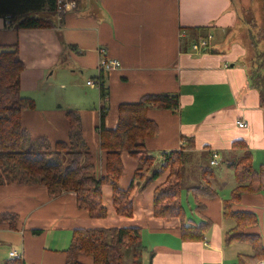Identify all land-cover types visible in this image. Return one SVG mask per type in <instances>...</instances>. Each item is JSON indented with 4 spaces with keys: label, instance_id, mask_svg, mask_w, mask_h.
I'll return each mask as SVG.
<instances>
[{
    "label": "crops",
    "instance_id": "crops-1",
    "mask_svg": "<svg viewBox=\"0 0 264 264\" xmlns=\"http://www.w3.org/2000/svg\"><path fill=\"white\" fill-rule=\"evenodd\" d=\"M68 2L63 12L52 15L54 26L51 27L15 29L0 17V45L16 42L24 63L20 93L34 97L41 82L51 84L59 78V70L70 71L72 75L98 76L100 48L120 65L102 72V85L107 90L105 101L99 88L89 86L86 96L93 101L86 102L85 93L77 92V78L70 80V89L64 94L60 90L43 91L42 96L48 97V101L42 102V107L35 102L34 109L22 112L27 140L35 142L43 138L51 144L68 140L66 111L73 110L80 118L83 140L94 155L97 168L103 172L104 153L99 149L97 128L101 107L105 109L106 128H114L120 103L135 102L143 94H176V109H148L147 116L158 130L144 144L157 159L163 151L181 149L186 153L187 188L201 181L199 171L203 167L219 166L220 156L226 155L222 168L214 171L215 196L200 198L191 189H183L186 217L192 218L189 223L205 217L211 220V225L204 240L184 241L179 236L178 218L153 215V189L165 179L166 173L142 190H138L139 182L134 181L131 216L114 211L111 187L103 185L102 203L107 214L102 218H92L79 209L72 191L50 196L41 184H2L0 213H15L17 223L14 229L0 223V264L11 257V251L20 255L24 264H66L64 250L70 244L73 229L111 226L140 227L142 242L147 248L142 264L144 261L147 264H233L239 253L251 252L246 243H225V231L232 227L233 221L221 212L222 198L235 185L233 171L226 164L242 154L236 150L233 155L231 141H246L253 165L256 168L264 165V107L258 105L257 91L248 85L244 63L247 49L237 31L240 5L246 7L248 0H240L237 7L239 0ZM202 39L208 41V49L195 50L193 44ZM60 87L67 88L62 84ZM60 100L73 102L62 105ZM239 119L247 125L238 126ZM213 153L217 154L218 164L210 163ZM121 160L123 173L118 184L125 189L137 162L127 151L121 152ZM222 185L226 188L220 190L218 186ZM199 200L205 204L201 212L195 210ZM234 207L257 215L255 231L264 242V192L244 194ZM6 246L10 247L4 256ZM78 261L92 263L86 255H79Z\"/></svg>",
    "mask_w": 264,
    "mask_h": 264
},
{
    "label": "trees",
    "instance_id": "trees-1",
    "mask_svg": "<svg viewBox=\"0 0 264 264\" xmlns=\"http://www.w3.org/2000/svg\"><path fill=\"white\" fill-rule=\"evenodd\" d=\"M57 0H0V17L6 25L15 29L45 28L54 26L52 15H56ZM70 1V0H63ZM254 16L245 19L250 38V50L246 46V77L248 85L258 93V105L264 107V27L257 26ZM24 63L18 53V44L0 45V185L41 184L46 186L50 196L62 191H72L76 205L92 218H102L107 214L102 203V186L109 185L114 211L123 216H131L133 205L131 193L134 181L142 190L151 181L166 173L165 179L152 193V212L155 217H176L180 220L179 236L184 241H202L211 225V220L202 218L197 223H189L182 203L183 189H191L193 195L209 198L217 194L214 185V170L203 167L201 181L185 187L187 155L184 151H163L160 158L148 151L146 138L157 134L156 123L147 116L149 108L176 109V94H143L135 102H122L117 108V123L114 128L104 124L105 109H100L98 128L99 149L104 153L103 172L96 166L94 155L83 140L80 118L77 112L67 110L69 123L68 140L54 144L40 138L38 142L27 141L22 126V112L35 108L32 97L20 94V75ZM103 78V75H100ZM97 76V77H100ZM107 90L100 83V96L106 100ZM24 145L26 147H24ZM231 149L242 154L227 162L233 171L235 185L222 198V215L233 221L225 231V243L242 242L250 246L251 252L239 253L233 264H257L264 258V242L255 231L257 215L252 211L234 207L244 194L264 192V165H253L251 150L242 139L232 140ZM127 151L137 162L132 179L127 188L119 187L123 173L121 152ZM50 157L53 160L48 161ZM203 201L195 204L201 212ZM0 223L16 228L17 215L12 212L0 213ZM131 251L130 264H142L147 250L142 242V233L137 226H111L96 228H75L70 244L64 250L66 264H79L78 256L91 257V264H122L123 254ZM1 264H24L20 255L11 256Z\"/></svg>",
    "mask_w": 264,
    "mask_h": 264
},
{
    "label": "rangeland",
    "instance_id": "rangeland-1",
    "mask_svg": "<svg viewBox=\"0 0 264 264\" xmlns=\"http://www.w3.org/2000/svg\"><path fill=\"white\" fill-rule=\"evenodd\" d=\"M247 1V0H245ZM240 0L239 2L236 3V7L239 6L240 4ZM239 4V5H238ZM239 13H240V19H239V24H238V36L241 38V40L244 42V44L247 46V49H248V52L250 50V38H249V35H248V26H247V23L245 22V19L247 18H250L251 16H254L253 20L254 22L256 23V25L259 27V26H263L264 27V0H248L247 4H246V7H242L240 5V9H239ZM6 21V20H5ZM7 23V21H6ZM211 36V35H209ZM208 49V47H207ZM59 73V78H55L53 79L52 83L51 84H45L42 82L40 83V86L39 88L34 92V101L38 104L39 107H42V102H46L48 101V97L46 96H42V92L43 91H47L48 92H54V91H58L60 90V92H62L64 94L65 91H69V82L70 80L73 81V78H77L76 80V83H77V92L78 93H85V96L88 92V88L89 86L91 85H87L86 84V81L88 79H95L96 77H93L92 75H89V74H85V73H77L76 75H72L70 71H67V70H59L58 71ZM71 74V76L69 75ZM86 75V77H85ZM102 75V73L100 74ZM60 84H62L63 86H67V88H62L60 87ZM81 85V86H80ZM96 89H98V87L94 86ZM100 89V87H99ZM95 90V89H94ZM22 95V93H20ZM60 99H65L63 96H60L59 97ZM72 99H74V97H71ZM86 102H90L92 103V98L87 95L86 96ZM66 100V99H65ZM62 105H71V103L73 102V100L71 102H65L63 100H60L59 101ZM80 105V104H79ZM26 131V130H25ZM26 136L27 133H26ZM28 141V140H27ZM30 141H28L29 143ZM38 141H35L34 143H36ZM24 147H26L24 145ZM233 152V155H236L235 152L237 151H234L232 150ZM226 159V155H221L220 156V164L219 166H213V170L215 172H217V170L219 168H222V163L223 161ZM48 161H52L53 159L48 157L47 158ZM217 164H218V160H217ZM220 190L226 188L224 185L222 186H218ZM184 204L186 205L187 209H188V205H187V202H186V199H184ZM195 220L193 222H196L197 219L194 218ZM240 244L241 246H247L246 244H241V243H238ZM8 247L10 246H6V252L4 253V256H6L7 254V249ZM130 260H131V251L130 249L126 250L123 254V262L122 264H130ZM144 264H147L146 261H144Z\"/></svg>",
    "mask_w": 264,
    "mask_h": 264
},
{
    "label": "built area",
    "instance_id": "built-area-1",
    "mask_svg": "<svg viewBox=\"0 0 264 264\" xmlns=\"http://www.w3.org/2000/svg\"><path fill=\"white\" fill-rule=\"evenodd\" d=\"M69 2L68 1H63V0H57L56 1V12H63L67 6ZM210 37V36H209ZM195 50H200V51H206L207 50V47H208V41L206 39H202L200 40L199 42L197 43H194L193 46H192ZM99 54H100V58H99V61H98V66H97V69L99 71V74L98 76H100V74L104 71H109L115 67H118L120 65L119 61L115 58H110V57H107L105 55V49L104 48H100L99 49ZM102 82V77H96L95 79H88L86 81V84L87 85H91V86H96V87H100V83ZM236 123L238 124V126L240 127H245L247 124H246V121L242 120V119H239L236 121ZM217 154H213L212 155V158L210 160V163L211 164H216L217 163ZM11 256H16L18 255L17 253L15 252H11L10 253ZM257 264H264V258H260L257 262Z\"/></svg>",
    "mask_w": 264,
    "mask_h": 264
},
{
    "label": "bare ground",
    "instance_id": "bare-ground-1",
    "mask_svg": "<svg viewBox=\"0 0 264 264\" xmlns=\"http://www.w3.org/2000/svg\"><path fill=\"white\" fill-rule=\"evenodd\" d=\"M98 54H99V53H98ZM213 154H214V153H213ZM11 252H14V251H11ZM11 252H10V253H11ZM15 253H16V252H15ZM10 256H11V255H10Z\"/></svg>",
    "mask_w": 264,
    "mask_h": 264
}]
</instances>
